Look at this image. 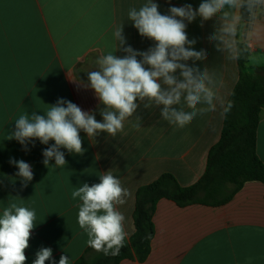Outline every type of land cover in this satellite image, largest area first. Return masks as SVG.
<instances>
[{"label":"crops","instance_id":"crops-1","mask_svg":"<svg viewBox=\"0 0 264 264\" xmlns=\"http://www.w3.org/2000/svg\"><path fill=\"white\" fill-rule=\"evenodd\" d=\"M146 2L0 0V215L10 201L35 210L27 264H32L42 247L53 250L57 264L62 254L70 264L82 256L89 262L106 257L87 245V234L78 224L80 201L71 198L76 187L99 183L106 171L121 180L129 195L118 206L128 234L119 252L125 255L115 262L109 254L104 264H264V181L258 179L244 180L235 190L233 182L211 179L201 184L196 200L185 204L159 198L151 215L153 234L147 255L139 258L131 244L138 188L163 173L173 175L183 187L196 184L205 175L210 149L220 139L224 122L220 101L226 104L238 81L239 65L227 51L217 50L218 41L210 39L220 27L218 17L204 22L197 17L187 26L188 38L197 41L195 49L207 53V59L196 64L214 71L223 81L215 111L198 115L179 128L165 121L159 108L141 105L115 137L101 133L90 142L81 132L84 155L61 149L67 160L63 167H56L54 160L49 167L42 163L43 150L54 142L43 145L34 140L26 151L15 139H7L21 114L44 115L60 98L102 120L99 100L87 87V72L97 69L99 56L115 50L117 25L123 24L125 46L138 51L153 46L128 19L130 8L139 9ZM154 2L161 14H168L172 6L191 4L196 9L201 0ZM244 25L241 20L233 43L248 49L246 67L264 66V9L249 23L246 35ZM255 151L264 163V107L256 127ZM10 159L32 166L34 178L27 187H22L15 175L18 168Z\"/></svg>","mask_w":264,"mask_h":264},{"label":"clouds","instance_id":"clouds-1","mask_svg":"<svg viewBox=\"0 0 264 264\" xmlns=\"http://www.w3.org/2000/svg\"><path fill=\"white\" fill-rule=\"evenodd\" d=\"M241 9L247 11L246 22L251 23L257 12L264 9V0H201L196 9L191 4L172 6L168 14H161L154 0H147L139 9L130 8L128 19L141 37L153 41V46L146 51L125 46L123 24L114 28L115 50L99 56L97 69L87 72V87L99 100L102 120H97L94 112L60 98L44 115L21 114L7 139H15L26 151L31 141L38 140L43 145L52 141L42 152V163L49 167L54 160L56 167H63L67 160L61 149L84 155L81 132L90 142L96 141L101 133L115 137L141 105L145 109L159 108L161 117L179 128L198 115L215 111L217 90L223 81L214 71L196 64L206 60L207 53L195 49L197 41L188 38L187 26L197 17L202 22L218 17L220 27L210 39L218 41V51H227L235 60L239 58V49L233 42L242 20ZM117 51L125 55H115ZM220 104L221 115L226 116L232 102L220 101ZM9 163L18 168L15 175L21 179L22 187H27L34 178L32 166L24 160L10 159ZM128 195V189L111 171L100 175L99 183L84 182L71 192V198L80 201L78 224L87 234L89 247L105 255L119 254L128 234L124 228L125 216L118 206L125 203ZM35 227V210L10 201L0 215V264H27L26 250ZM46 261L57 264L50 247L39 249L32 264H46ZM58 264H70L69 257L62 254Z\"/></svg>","mask_w":264,"mask_h":264},{"label":"trees","instance_id":"trees-1","mask_svg":"<svg viewBox=\"0 0 264 264\" xmlns=\"http://www.w3.org/2000/svg\"><path fill=\"white\" fill-rule=\"evenodd\" d=\"M237 48L239 78L227 100L232 102V107L224 116L220 139L209 151L205 175L196 184L183 187L173 175L163 173L151 183L140 186L136 192L135 232L131 244L139 258L145 257L149 251L153 234L151 215L159 198H172L179 204L194 201L201 184L215 178L233 182V190L244 180L264 181V163L255 151L256 127L260 110L264 107V66L246 67L248 49L242 43H238ZM124 255L114 256L115 262ZM108 256L94 262L82 256L74 264H104Z\"/></svg>","mask_w":264,"mask_h":264},{"label":"water","instance_id":"water-1","mask_svg":"<svg viewBox=\"0 0 264 264\" xmlns=\"http://www.w3.org/2000/svg\"><path fill=\"white\" fill-rule=\"evenodd\" d=\"M241 14H242V20L245 22L244 28H243V35H246L249 23L246 21L248 20L249 16L248 13L245 9H241Z\"/></svg>","mask_w":264,"mask_h":264}]
</instances>
